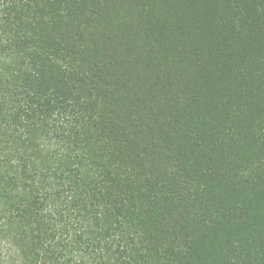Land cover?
Masks as SVG:
<instances>
[{
  "label": "trees",
  "instance_id": "obj_1",
  "mask_svg": "<svg viewBox=\"0 0 264 264\" xmlns=\"http://www.w3.org/2000/svg\"><path fill=\"white\" fill-rule=\"evenodd\" d=\"M0 264H264V0H0Z\"/></svg>",
  "mask_w": 264,
  "mask_h": 264
}]
</instances>
